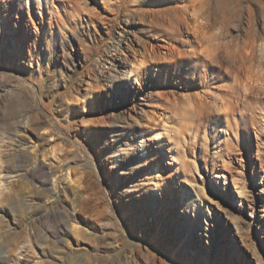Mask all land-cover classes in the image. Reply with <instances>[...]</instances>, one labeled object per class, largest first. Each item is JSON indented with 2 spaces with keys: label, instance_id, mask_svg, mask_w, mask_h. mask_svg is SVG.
<instances>
[{
  "label": "rangeland",
  "instance_id": "obj_1",
  "mask_svg": "<svg viewBox=\"0 0 264 264\" xmlns=\"http://www.w3.org/2000/svg\"><path fill=\"white\" fill-rule=\"evenodd\" d=\"M10 1L0 0V264H264L263 204L253 186L264 175V120L258 111L227 128L220 102L233 96L221 92L215 105L196 86L185 99L183 71L170 61L180 44L162 40L152 25L158 5ZM201 8L217 24L214 35L230 41L229 53L219 52L225 87V66L232 62L231 73L241 60L242 40L257 41L247 56L264 69V0H206ZM143 47L155 51V63L144 60ZM133 55L143 73L126 90L112 64ZM156 90L159 101L151 99ZM165 97L182 102L181 116L165 111ZM197 101L199 114L182 113ZM132 117L152 130L151 155L167 125L165 140L178 142V161H186L167 182L173 192L164 221L146 217L142 224L144 206L126 192L137 175L156 179L173 166L164 153L165 172L156 173L153 156L139 161L130 140L115 141L113 123L123 120L126 133ZM218 159L229 170L220 182L212 176ZM194 214L199 222L191 228L187 215Z\"/></svg>",
  "mask_w": 264,
  "mask_h": 264
},
{
  "label": "bare ground",
  "instance_id": "obj_2",
  "mask_svg": "<svg viewBox=\"0 0 264 264\" xmlns=\"http://www.w3.org/2000/svg\"><path fill=\"white\" fill-rule=\"evenodd\" d=\"M4 1L6 5L10 4L11 2L10 0H4ZM129 1L131 7H133L134 10H138V9L147 10L149 8L148 6L139 7L138 1H133V0H129ZM205 1L206 0H150V2H148L147 0H145V3H150L151 5H158L156 9H158L159 14H157V16L154 18L153 20L154 22L152 23V25L154 24L156 28H159L161 30L160 35L162 36V40L167 39L169 40V42H173V43L178 42L180 44V48L178 49L176 48L178 50L177 55L172 51L169 52L172 55V58L170 60L171 69L173 70L178 69L183 71L182 77L179 79V83L186 90V93L184 94L186 95L185 99H187L188 102L191 101L193 96L191 97L190 91L191 88L196 86H199L203 90V91L200 90V92L204 93L203 94L204 99L207 97L209 98L208 100L209 102L210 101L214 102L215 99L220 98L219 94H221V92L233 96L232 98L226 96L227 99L224 100L223 102H220V104L221 103L223 104L222 111H220L219 109L221 105L220 106L218 105L219 106L218 111L224 114V118L226 120V124L225 123L224 124L226 125L227 128L232 129L233 125H236L237 127L242 126L245 121L252 120L253 116L258 111L261 113V115L260 114L259 115L262 116V120H264V69L256 68L254 66L255 61L253 60V58L247 56V53L249 51L251 52L250 49L257 45V41L255 39H252V41L242 40V42H240L242 45L240 43H237L238 41L236 42L237 46H241L240 49L242 51L240 52L238 50L239 52L238 56H240L241 60L237 65H234V68L232 69L231 73L230 70L228 69L229 67H231L232 62H230V64H228L227 66L224 65L225 74L230 75L231 77L230 80L231 85L229 84L230 86L227 85L228 87H225L221 82L224 80H223V72L221 71L222 63L219 58L220 57L219 52L221 49H223L224 52L228 54L230 51L229 50L230 45H228L230 41L227 42V40L217 38L218 36L216 35L217 36L216 37L214 35L215 33L213 32V29L217 24L214 25L213 23L207 21L201 12L202 10L201 7H203ZM113 2L114 1H112V3ZM184 28L186 29V33H183ZM7 29H9L10 31L13 29L11 27L10 21H7ZM24 35L27 36V31H25ZM261 50L263 51L264 49ZM141 55L144 57L145 61L149 60L153 63H155L156 61L154 50H152L151 53L148 54L147 50L143 47V51ZM255 56H258L256 58H260L259 57L260 54ZM120 57L121 56H117V60H115L112 66L115 71L119 70L121 74V78L123 79L122 85L124 89L131 90L133 88V81L131 79H133L134 82L140 80V77H142L141 75L143 73L142 68L140 64H136L133 61V59L135 60L136 55L135 56L133 55L132 58L131 57L128 58L124 56L123 59H121ZM154 67H155L154 65L150 66V68H154ZM154 95L156 96L155 98L149 95L148 97L149 98L152 97L151 99L159 101L160 94L158 93V90L154 92ZM93 97L94 96L92 95V99H94ZM170 98L167 97L164 98L165 107H166L165 111L175 118L178 115H180L178 114L180 111L178 110L179 107L177 106L182 102L177 105L178 103L176 101L177 98L176 99L175 98L170 99ZM84 103L87 104L89 103V101ZM201 104L197 101L195 107L192 108L191 110L190 108H188V105H184L187 106V109L183 108L181 111L182 113H185L189 109V111L192 112V115L199 114L200 113L199 110H202L199 108ZM143 105H148L147 101L144 102ZM204 108L205 107H203V110ZM141 111L145 113L143 106L140 107V112ZM185 114L187 115L188 113ZM90 115L91 114L88 113V115H82V117H86ZM237 116L239 118H237ZM94 121H92V125L93 124L95 125ZM123 123H124L123 120H117L116 122L113 123L112 127H114V131L116 133L115 141H119L121 139L120 136H122L124 139L126 138L130 140L128 144L133 147L132 149H136V147H138L140 150V154H138L139 161L140 158L147 159L148 156L152 157L153 155H151L150 149H153V146L148 141L149 133L152 130L145 129L143 124L139 120L134 119V117H132V123L129 125L130 128H128L129 130L126 133H123L122 128L125 127ZM94 127L95 129H97L96 126ZM168 127L170 126L162 125V127L160 128V133L158 134L156 132L158 134L156 135L157 136L156 147H158V151H156V153H154L155 155L152 157L153 159L152 168L155 169L156 173H159L160 170L165 172L164 170L165 168H163L160 165V163L167 162L166 159L167 157L164 156L165 154L167 155V153L169 155L170 161L173 166H171L170 170L166 174H162L160 177H157L156 179L154 178H149L148 180L145 179L144 176L145 173L140 176L137 175L136 179L132 181V184H130L126 188V192L130 193L134 197L136 196V202L141 203L144 206V209L139 212L144 217L142 224H144L146 217L152 219L156 217L159 219V221L160 220L164 221L167 218L166 217L167 215L161 212V210L164 209L166 206L167 195L172 194L173 192L172 187L168 185L167 182L170 177L173 178L175 173L179 171L178 170L180 168L179 164H181L182 167L186 164V161H182L180 163V161H178V157L176 156V153H178L179 143L177 142L178 145L176 147L177 144L176 142L170 144L165 140L166 134L170 130ZM181 129L177 128L178 133L182 132ZM171 137L173 138V136ZM179 137L181 136L179 135ZM227 150L229 151V149ZM51 153L53 154V157H55V150H52ZM177 155L179 156V154ZM217 164L220 166V168L215 169L214 167L216 164H214L212 167V176L218 182H220L221 178L222 179L226 178L225 171H229V170L226 169L227 164L224 159H220V160L218 159ZM259 164L261 165L260 160L259 162H255L256 166ZM136 166H139L138 161H136ZM253 186L254 188L258 189L257 192L260 195V202L263 204V207L261 208V210L263 211L262 217H264V175L260 176V179L257 180V182L254 179ZM1 202L2 200L0 199V205ZM126 216H129V214H126ZM187 218H189V224H191L190 226L191 228L192 226L196 225L197 222H199V219L196 217L195 214L192 217L191 216L189 217V215H187Z\"/></svg>",
  "mask_w": 264,
  "mask_h": 264
}]
</instances>
